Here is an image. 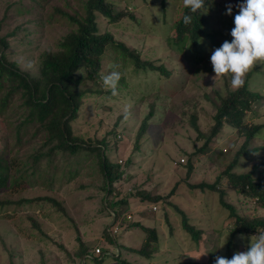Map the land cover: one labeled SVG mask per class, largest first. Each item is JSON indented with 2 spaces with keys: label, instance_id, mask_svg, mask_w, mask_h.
<instances>
[{
  "label": "rangeland",
  "instance_id": "obj_1",
  "mask_svg": "<svg viewBox=\"0 0 264 264\" xmlns=\"http://www.w3.org/2000/svg\"><path fill=\"white\" fill-rule=\"evenodd\" d=\"M16 1H0V37L16 31L8 37L7 58L20 70L36 75L40 55L45 51L56 52L60 40L76 28L64 13L84 14L83 3L82 0H24L22 10L11 8L8 18L4 19L2 8L7 2ZM115 1L116 11L124 8L136 20L126 17L119 23L108 24L99 17L101 32L114 34L130 50L138 52L143 61L163 66L171 76H161L158 70H138L133 59H124L116 50L108 49L102 73L119 71L124 84L119 81L118 95L113 96L99 82L104 93L87 96L71 125L73 137L81 143L93 146L105 140L111 162L121 164L120 171L125 176L109 197L103 190L104 177L96 153L67 157L59 154L43 160L36 171L31 161L28 165L24 162L43 145L42 134L35 139V130L26 134L28 140L24 141L30 143H24L21 152L13 153L15 165L10 173L17 179V188L0 194V202L6 204L0 205V264H81L83 259V264H119L116 258L119 253L120 259L132 264H180L194 258L209 260L212 256L232 258L236 252L248 250L250 237L235 238L234 247L227 249L235 219L222 200L234 206L238 213L264 217V210H258L256 201L237 193L224 176L241 151L245 137L225 125L205 147L221 97L233 91L230 76L217 79L216 83L212 79L215 73L210 57L224 41L233 39L230 32L241 3L215 0L203 9L201 13L207 21L205 30L209 33L204 41L216 43L215 47L202 45L200 52L193 53L197 59L192 62L188 48L178 51L169 45L176 35L173 26L183 0ZM229 5L231 15L227 14ZM207 51L204 59L199 60ZM252 71L250 88L261 94L263 100L255 104L254 112L247 114L246 122L264 125V63H258ZM86 86L92 87V84ZM152 105L154 116L136 148L138 131ZM18 106L19 102L13 103V107ZM3 117L0 118V127H4L0 130V146L15 140L13 126L18 115L6 111ZM193 118L200 131L193 127ZM248 150L251 153L240 157L233 172H253L254 167L264 163V128ZM203 183H217V191L197 187ZM145 187H149L147 192L152 196H165L158 204H144L157 209L145 215L150 222L144 223L146 228L155 227L160 238L159 248L151 260L130 253L131 248L140 249L145 239L142 227H131L136 221L133 217L136 208L128 203L114 214L108 206L109 202L128 197L130 201L138 196H127L130 190L137 194L141 189L145 191ZM171 191L174 194L168 198ZM39 196L55 198L64 205L66 214L48 202L18 203ZM8 201L13 202L8 204ZM180 211L192 226L201 230L199 244L184 229ZM32 219L41 230L33 225ZM115 227L118 233L112 235ZM110 240H115L120 248ZM81 244L89 253L96 252L97 248L104 250L101 260L96 262L87 255L78 257Z\"/></svg>",
  "mask_w": 264,
  "mask_h": 264
},
{
  "label": "trees",
  "instance_id": "obj_2",
  "mask_svg": "<svg viewBox=\"0 0 264 264\" xmlns=\"http://www.w3.org/2000/svg\"><path fill=\"white\" fill-rule=\"evenodd\" d=\"M214 1L205 0V7ZM230 1L244 2V0ZM23 3L24 0L7 2L2 8L4 19L8 18V12H10L11 8L22 10ZM82 3L84 14L72 15L70 13H64L69 23L76 28L60 40L56 52L45 51L40 55L37 64L38 73L36 75L20 70L15 62H11L7 58L6 53L10 48L8 37L14 36L16 31H12L7 37H0V118L2 119L6 111H13L18 115L16 124L14 126L12 125L14 127L15 140L10 143L4 142L0 146V194L5 193L11 188H17V179L13 178L10 173L15 165V155L13 153L21 152L24 143H30L29 141H24V139H26L28 132L35 130L34 139L36 135L42 134L41 142L43 145H40L36 149L35 153L24 162V165H28L29 161H31V167L36 168L35 170L37 171L38 168H41L43 160H51L52 157L59 154L67 157V155L78 156L83 152L96 153L104 177L103 190L108 197L111 196L113 191L116 190L115 185L118 184L117 182L125 176V173L120 171L121 164L117 161L111 162L108 157L109 146L105 140L93 146L81 143L73 137L71 125L79 116L83 100L87 96L101 95L104 93L103 89L99 86V82H101L100 74L104 66V57L108 49L112 48L122 58L133 59L138 70H158L161 76L167 78L171 76V73L163 66H155L152 62L143 61L138 52L130 50L124 42L117 40L114 34L107 31L101 32L99 17L106 20L108 24H115L121 22L126 17L136 20L132 12L124 8L116 11V4L118 3L115 0H82ZM201 12L202 10H198L196 13H192L190 9L182 6L173 26V31L176 34L175 38L172 42H169V45L174 50L181 51L184 47L188 48L192 55V62L195 61V58L197 59L196 56H193V53L195 51L197 53L200 52L202 45L204 47L208 44L211 47H215L216 43L209 42V40L207 42L204 41L209 36V33L205 30L207 21ZM185 15L192 17L190 24H184L183 17ZM17 28L19 29L20 26ZM25 37L23 41L26 40ZM185 41L186 45L184 43ZM207 53L208 51L203 53V56H200L198 59L203 60ZM204 70L207 71L206 68ZM208 72H210V69ZM253 74V71L247 74L244 87L239 90L230 91L226 96L221 97L220 105L214 115V125L212 126L205 147L209 145L212 138L217 137L221 133L225 125L236 130L238 136L245 137L241 151L238 152L232 165L224 171V176H226L231 187L237 193L249 200H255L259 208L258 210H264V163L261 166L254 167L253 172L242 174L233 172V168L238 165L240 157L251 153L248 150V146L257 137L258 132L264 128V125H252L246 122L247 114L254 112L255 104L263 100L261 94L252 91L250 88V78H252ZM120 81L124 84L125 80L121 79ZM87 83L92 84V87H87ZM16 102H19V106L13 107V103ZM154 113V106L152 105L151 111L144 118L141 128L138 131L136 148H139L140 141L146 135ZM3 121L9 123L4 117ZM0 125L2 124L0 123ZM192 125L197 131H200L196 118L192 119ZM5 127L6 129L9 128L6 125ZM3 129L4 127H0V130ZM191 170L192 166H190L189 172ZM197 187L203 190L217 191V183H203ZM133 193L134 191L130 190L127 196L135 197L138 195L135 198H139L143 203H151V206L158 204L165 197L160 195L152 196L149 192L142 189L141 193ZM116 194L118 196L119 192L116 191ZM173 194V191H171L167 197H172ZM220 194L223 195L222 192ZM12 202L8 201L7 203L12 204ZM23 202L39 205L48 202L61 213L66 214L64 205L53 197L39 196L30 199L25 198L18 203ZM128 203L129 197L124 200L109 202L108 206L110 207V211L115 214L119 208L127 206ZM165 203H168V201ZM222 204L230 209L231 215L235 219L233 228L230 230L227 249L234 247L235 238L239 239L242 235L244 237H251L258 235L261 231L264 232V217H260L258 214L251 216L238 213L234 206L223 202V200ZM0 205L6 206L2 202H0ZM155 209L152 210V207H146L144 211H140V215L147 220L146 222H150L148 216L145 217V215H148V213L150 215L153 214ZM180 213L183 215L182 223L184 229L186 232L191 233L192 239L199 244L202 240L201 230H197L188 222V218L185 217L186 215L184 216V212L180 211ZM33 223V225L38 227L36 221H33ZM133 226L144 229L145 239L140 249L131 248L130 253L151 260L154 253L158 250L160 242L156 228H146L143 222H133L131 223V227ZM38 228L40 229V226ZM44 235L47 236L45 233ZM78 240L80 239L78 238ZM110 242L116 248H120L115 240H110ZM216 243L214 242V244ZM81 249L82 251L77 254L78 257L81 258L87 255L85 257H92L96 262L101 260V256L104 253V250L102 252L100 250L98 254L93 250L90 254L89 249L83 244H81ZM116 258H119V264H132L129 261L120 259V253ZM215 262L216 258L212 256L209 260H198L194 258L193 260L180 264H215ZM80 263H85L84 259L80 260Z\"/></svg>",
  "mask_w": 264,
  "mask_h": 264
},
{
  "label": "clouds",
  "instance_id": "obj_3",
  "mask_svg": "<svg viewBox=\"0 0 264 264\" xmlns=\"http://www.w3.org/2000/svg\"><path fill=\"white\" fill-rule=\"evenodd\" d=\"M183 6L196 13L198 10L203 11L205 0H183ZM227 14H232L231 5L227 7ZM191 21L190 15L183 17L185 25ZM234 25L230 32L233 39L224 41L216 48L210 60L215 83L217 79L230 76L231 89L239 90L244 87L247 74L258 63H264V0H244L234 17ZM100 79L106 90H110L113 96L118 95L117 87L121 79L119 71L101 73ZM240 238L245 239L243 235ZM215 264H264V232L250 237L247 251L236 252L231 259L217 256Z\"/></svg>",
  "mask_w": 264,
  "mask_h": 264
},
{
  "label": "crops",
  "instance_id": "obj_4",
  "mask_svg": "<svg viewBox=\"0 0 264 264\" xmlns=\"http://www.w3.org/2000/svg\"><path fill=\"white\" fill-rule=\"evenodd\" d=\"M148 188L149 187H145V191L147 192V190H148ZM136 200H138V201H136ZM129 203L130 204H132L136 209H135V211L136 212H134V213H136L135 214V216H133L134 217V220H136L135 222H143V223H145L147 220H145V218H143L141 215H140V211H144L145 209H146V206L144 205V204H146V203H143V202H141L140 201V199L139 198H133V199H131L130 201H129ZM130 204H129V206H130ZM115 220V222H117V220H116V218L114 219ZM116 228V227H115ZM114 228V229H115ZM118 233V230H117V232L116 233H113V231H112V235L113 234H117Z\"/></svg>",
  "mask_w": 264,
  "mask_h": 264
},
{
  "label": "built area",
  "instance_id": "obj_5",
  "mask_svg": "<svg viewBox=\"0 0 264 264\" xmlns=\"http://www.w3.org/2000/svg\"><path fill=\"white\" fill-rule=\"evenodd\" d=\"M182 163H184V160L182 159L181 160ZM116 230L113 231V233H116L117 232V228H115ZM96 252L99 253L100 252V248H97L96 249Z\"/></svg>",
  "mask_w": 264,
  "mask_h": 264
}]
</instances>
